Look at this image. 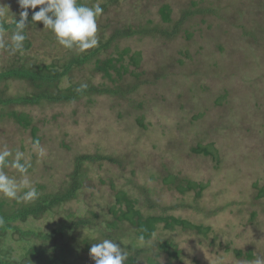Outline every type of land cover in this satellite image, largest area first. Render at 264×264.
<instances>
[{
    "label": "rangeland",
    "instance_id": "rangeland-1",
    "mask_svg": "<svg viewBox=\"0 0 264 264\" xmlns=\"http://www.w3.org/2000/svg\"><path fill=\"white\" fill-rule=\"evenodd\" d=\"M0 3L7 15L20 16L18 0ZM165 4L171 9L170 23H164L159 13ZM100 24H107L105 39L115 27L147 28L142 36L118 42L119 48L141 54L139 68L130 66L133 74L123 81L137 90L123 99L99 96L88 102L15 107L30 115L39 142L47 149L42 160L32 154L29 174L35 187L61 184L77 156H120L122 164L105 160L85 165L83 190L64 209L83 216L88 210L103 213L106 204L114 202L111 184L140 200L147 191L156 214L212 229L204 239L160 226L150 241H137L149 249V257L166 240L181 251V262H168L160 253L159 264H251L257 256L264 257V0H120L103 12ZM30 33L31 61H63L76 52L58 45L43 24ZM72 81L110 85L92 65L74 69ZM28 89L24 82L8 84V94ZM220 96L225 100L217 102ZM5 113L0 109V147L29 152L34 141L30 132ZM197 144L216 150L219 164L193 153ZM173 176L206 186L201 198L195 201V191L181 196L169 188L170 181L164 179ZM261 192L263 197L257 199ZM183 202L189 207H180ZM173 206L179 207L161 210ZM53 219L47 215L32 225L47 230ZM81 234L93 243L103 239L97 232ZM133 238L127 229L122 241ZM236 250L252 251L254 260L236 259ZM84 258L91 260L90 253Z\"/></svg>",
    "mask_w": 264,
    "mask_h": 264
},
{
    "label": "trees",
    "instance_id": "trees-1",
    "mask_svg": "<svg viewBox=\"0 0 264 264\" xmlns=\"http://www.w3.org/2000/svg\"><path fill=\"white\" fill-rule=\"evenodd\" d=\"M97 1L101 2L99 4L103 8V12L109 7H117L120 4V0H80L81 3L88 6L96 4ZM38 10V8L28 10V28L25 30L27 38L23 51L9 54L5 50H0V109H5V116L18 127L29 131L34 141L39 140L38 129L32 125V119L28 113L20 112L15 107L31 108L41 104H68L84 99L88 102L89 98L99 96L125 98L137 90L136 86L124 85L123 81L127 74H133L129 72L130 66L135 69L139 68L141 54L139 52L131 53L129 48H119L118 42L121 39L142 36L147 33L146 27L121 26L115 27L112 34L105 39L104 28L107 27V24L105 27H101L100 24L98 47L83 53L76 51L63 61H51V63L36 59L31 61L27 54L33 49L30 29L43 24L32 20L33 12ZM159 13L164 23L171 22V9L168 5H162ZM12 17L16 21L20 19V16L16 17L13 14L7 15V19L0 18V25L4 29L3 34L9 40L15 29ZM184 20L185 16L182 17L179 24ZM108 49H112L111 52H108ZM86 65H92V70L100 74L110 85L103 84L98 87L89 84V82L87 84L73 82V70ZM14 81L26 83L30 90L19 95L8 94V84ZM81 85H87V87L78 92L77 89ZM217 100V102L224 101L225 97L220 96ZM137 123L144 127L141 119H138ZM211 149L209 146L203 147L197 144L192 152L211 157L214 162L219 164L218 152L216 150L211 152ZM105 160L112 164H122L120 156L80 155L74 158L72 169L61 184L49 189L41 185L36 186L40 196L35 202L16 203L0 198V217L4 221L3 225H0V264H95L92 257L91 260L84 258L85 254L90 253L93 242L89 238L82 237L83 231L97 232L103 239H112L119 243L129 253L126 264H140L142 260H145L146 264H159L157 259L160 253L166 256L168 262H181V251L167 240L157 246L158 253L151 257L146 255H151L149 249L141 248L137 241H150L160 226L169 232L175 228L190 231L204 239H208L211 235L210 226L204 227L173 215L156 214V205L147 198V191L144 193L143 190L144 195L140 200L138 197H130L123 189H116L113 184H111V188L114 202L107 203L106 211L103 213L88 210L87 214L83 216L64 209L69 202L76 200L83 190L86 179L84 168L88 169L85 165ZM164 180V182L170 181L168 187H174L181 196L195 191V201L201 198V194L206 189V186L202 184L175 176L172 180ZM261 197H263L262 192L257 195V199ZM179 206L189 207L184 202ZM179 206L161 210L162 212L174 210ZM47 215L54 218L52 225L47 230L32 225ZM58 215H62V217L56 220L55 216ZM254 217L255 215L251 219ZM127 229L132 230L134 238L129 243H124L122 237ZM234 253L236 259L254 260L252 251L243 253L241 250H236ZM195 264L200 263L195 261Z\"/></svg>",
    "mask_w": 264,
    "mask_h": 264
},
{
    "label": "clouds",
    "instance_id": "clouds-1",
    "mask_svg": "<svg viewBox=\"0 0 264 264\" xmlns=\"http://www.w3.org/2000/svg\"><path fill=\"white\" fill-rule=\"evenodd\" d=\"M22 9L20 19L16 21L12 17L15 29L10 40L6 39L4 29L0 25V50L9 54L23 51L26 40L25 30L28 28V10L34 11L32 20L42 22L44 28L52 31L58 45L66 50L86 52L99 46L98 19L103 14V8L99 3L88 6L80 0H18ZM3 6H0V18L7 19ZM7 8V7H6ZM8 9V8H7ZM9 10V9H8ZM81 85L77 91L86 88ZM32 154L38 159L47 156V149L39 140L31 142L29 152L20 149H10L6 145L0 147V197L16 203L35 202L40 196L29 174L32 168ZM12 169L16 175H10L7 171ZM0 217V225H3ZM128 251L112 239H102L93 243L90 248V256L95 264H126ZM251 264H264V257L257 256Z\"/></svg>",
    "mask_w": 264,
    "mask_h": 264
}]
</instances>
